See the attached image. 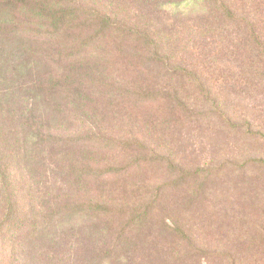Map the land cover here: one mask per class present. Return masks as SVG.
<instances>
[{
  "label": "trees",
  "instance_id": "obj_1",
  "mask_svg": "<svg viewBox=\"0 0 264 264\" xmlns=\"http://www.w3.org/2000/svg\"><path fill=\"white\" fill-rule=\"evenodd\" d=\"M209 69L264 85V0H0V264H264L256 247L200 250L195 232L159 216L195 180L167 156L155 161L179 180L149 197L110 203L91 188L118 172L100 150L145 147L112 128L154 103L177 123L191 105L182 93ZM256 203V219L233 220L255 226L258 246Z\"/></svg>",
  "mask_w": 264,
  "mask_h": 264
},
{
  "label": "rangeland",
  "instance_id": "obj_2",
  "mask_svg": "<svg viewBox=\"0 0 264 264\" xmlns=\"http://www.w3.org/2000/svg\"><path fill=\"white\" fill-rule=\"evenodd\" d=\"M228 72L196 71V80L182 93L191 105L181 107L183 117L177 123L167 115L169 109L154 103L137 108L124 128L122 123L114 128L111 124L120 139L137 136L145 147L129 149L125 142L117 150H100V164L107 170L116 166L118 172L91 183L110 203H132L144 193L149 197L153 190L174 186L180 176L177 169L193 174L195 180L185 184L186 189L167 194L158 213L181 221L196 233V247L212 253L264 250L262 244H247L253 241L255 226L233 220L256 219L261 208L256 202L264 200V168L248 163L264 159V85L254 72ZM158 155L167 156L177 169L155 161ZM5 244L0 235V250ZM201 264L218 263L209 259Z\"/></svg>",
  "mask_w": 264,
  "mask_h": 264
}]
</instances>
